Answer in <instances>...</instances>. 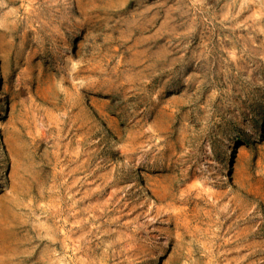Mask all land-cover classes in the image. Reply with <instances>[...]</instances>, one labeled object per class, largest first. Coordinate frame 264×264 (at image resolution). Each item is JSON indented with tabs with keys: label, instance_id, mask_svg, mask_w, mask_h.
<instances>
[{
	"label": "rangeland",
	"instance_id": "374dc122",
	"mask_svg": "<svg viewBox=\"0 0 264 264\" xmlns=\"http://www.w3.org/2000/svg\"><path fill=\"white\" fill-rule=\"evenodd\" d=\"M0 264H264V0H0Z\"/></svg>",
	"mask_w": 264,
	"mask_h": 264
}]
</instances>
